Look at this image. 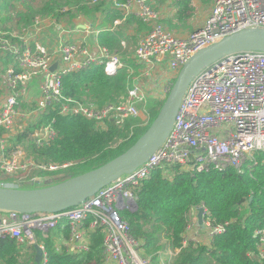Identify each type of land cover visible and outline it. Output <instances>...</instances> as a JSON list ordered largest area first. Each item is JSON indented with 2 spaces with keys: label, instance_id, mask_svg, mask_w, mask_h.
I'll use <instances>...</instances> for the list:
<instances>
[{
  "label": "built area",
  "instance_id": "obj_1",
  "mask_svg": "<svg viewBox=\"0 0 264 264\" xmlns=\"http://www.w3.org/2000/svg\"><path fill=\"white\" fill-rule=\"evenodd\" d=\"M99 1L91 0V3ZM107 2H112L121 14L120 18L112 20V28L108 30H115L130 15L147 23L148 29L137 42L134 58L142 64H150L153 60L166 62L172 76L162 87L161 97L167 94L179 68L196 51L244 28H264V0H215L203 25L186 37H177L167 30L148 0ZM73 32L78 30L75 27L64 30L55 37L35 20L22 35L9 38L0 33V51L11 59L0 73V175L16 179L13 182L0 180L1 187L19 188L23 183L39 181L35 176L30 177L34 170L53 171L68 166L36 161L32 147L12 145V139L27 126L26 120L35 119L36 123L47 109L61 115H81L99 128H105L107 120L120 126L141 113L145 119L143 123L150 117V94L136 84L127 89L119 103L101 107L63 95L64 75L101 63H104L106 73H113L120 65L117 54L112 55L106 47L98 46L99 31L94 41L101 58L93 54L87 43L78 44V40L69 39ZM46 40H52V44L48 46ZM124 43L121 41L122 49ZM56 60L57 68L49 72ZM35 83L38 96L32 98L30 94ZM31 131L33 145L37 148L43 147L55 134L52 120ZM262 150L264 51L231 52L201 69L189 81L170 132L146 161L107 183L78 205L56 212L0 213V237L15 240L23 246L38 247L41 252L38 264H46V251L36 231L45 238L54 229H59L56 249L82 252L89 250L90 232L100 228L105 264H151L152 257L140 253L139 242L130 234L128 222L120 211L136 209L138 197L135 189L149 178L152 170L163 169L168 178L173 175L172 165L191 173L210 168L242 170L246 160ZM191 223L187 234L199 228L197 223ZM203 224L208 237L224 231L223 225L213 226L204 219ZM64 229H67L68 236L62 234ZM254 236L256 250L249 255L262 264L264 228L256 230ZM182 244L185 245L186 241ZM177 250L169 249L164 257L159 252V264H168Z\"/></svg>",
  "mask_w": 264,
  "mask_h": 264
},
{
  "label": "trees",
  "instance_id": "obj_2",
  "mask_svg": "<svg viewBox=\"0 0 264 264\" xmlns=\"http://www.w3.org/2000/svg\"><path fill=\"white\" fill-rule=\"evenodd\" d=\"M174 1L178 6L177 20L184 22L192 13L190 0ZM97 12L103 14L104 23L121 17L112 2L103 0L97 3H91V0H0V16L19 29H27L36 16L52 15L57 20L69 21L78 16L94 17ZM132 23L136 24L138 31L142 27L148 28L147 23L130 15L116 30L101 31L97 41L113 53L122 48L121 40L126 39L123 63L135 69L137 66L131 51L140 36L134 33L127 37L124 32ZM10 62V58L4 59L3 68ZM128 75L126 66L106 73L104 63L92 64L63 76V95L98 107L116 104L132 85ZM163 101L157 100L149 105L150 117L145 123L129 119L119 126L107 120L105 128L97 127L92 120L81 115H61L47 109L31 129L52 120L54 137L43 147H34L33 143L29 147L33 148L36 161L68 166L53 171L35 170L30 177L58 176L65 181L102 166L139 139ZM31 133L27 129L18 134L12 139V145H22ZM170 170L173 175L169 178L164 176L163 169L152 170L149 178L135 189L138 197L136 209L120 211L128 222L130 234L139 242L141 254L151 256L157 263L159 252L178 249L168 264H261L249 254L256 250L255 231L264 228V150L256 151L247 159L242 170L210 168L191 173L180 171L177 165L170 166ZM200 206L205 221H210L213 226H224L223 232L205 236L206 240L202 242L186 236L192 212L198 211ZM58 231L54 229L45 238L36 231L46 251V264H105L100 228L90 232L89 250L82 252L58 251L55 246ZM61 232L68 236L67 229ZM184 240L185 245L182 244ZM34 258V247L0 237V264H38Z\"/></svg>",
  "mask_w": 264,
  "mask_h": 264
},
{
  "label": "water",
  "instance_id": "obj_3",
  "mask_svg": "<svg viewBox=\"0 0 264 264\" xmlns=\"http://www.w3.org/2000/svg\"><path fill=\"white\" fill-rule=\"evenodd\" d=\"M241 50L264 51V28H244L196 51L177 71L163 104L150 126L121 155L100 167L57 184L53 183V178L44 179L43 182L48 185L46 188L28 189L0 186V213L10 211L56 212L75 206L94 195L107 183L134 170L146 161L167 137L189 81L201 69L215 60ZM57 66L58 60L52 63L49 72H53ZM202 213L203 208L200 207L196 218L201 229L204 228Z\"/></svg>",
  "mask_w": 264,
  "mask_h": 264
},
{
  "label": "crops",
  "instance_id": "obj_4",
  "mask_svg": "<svg viewBox=\"0 0 264 264\" xmlns=\"http://www.w3.org/2000/svg\"><path fill=\"white\" fill-rule=\"evenodd\" d=\"M214 1L215 0H190L192 13L184 22H180L176 17L178 6L176 5L174 0H148V2L152 3V7L158 11L160 16V23L177 37H186L190 32L200 28L209 15ZM71 21L75 22L76 26H72L75 27V30H78V32H73L72 34H70L68 36L69 39L78 40V44L83 42L87 43L93 54L98 58H101L100 51L94 41V37L96 36V32L99 31V34L103 30H108L109 27L112 28V21L104 23L103 14L100 12H97L94 17L78 16L77 19L72 18ZM123 22H121L120 25L123 24ZM147 29L148 28L142 27L138 31L136 29V24L132 23L125 29L124 32L126 33L127 37L128 35H132L135 33L140 36L139 38H141V36ZM138 40L136 41L131 51V57L137 66L135 69H133L131 65H126L123 63V57L125 55L124 50L127 45L126 39L121 40L125 42L124 49L121 48L120 50L111 54H117V57L119 59L120 65L116 67L115 71L123 66L128 67V74L130 75V78L132 80V85L136 84L143 90L148 91V93L150 94V97L148 98V105H150L153 102L161 99L162 87L168 82L172 74L168 71L165 61L153 60V62H151L150 64L137 63L134 58V50ZM98 46L100 45L98 44ZM154 95H156L157 97H155ZM40 178L41 177L37 178L39 181L26 182V184L32 185V183L34 184L36 182V184L42 183L44 180L43 178ZM48 179L49 178H47L46 180ZM201 230L202 229L200 227L196 228L191 233H189L188 236L191 238L198 237V241L200 242L205 241L206 239L204 236V238L199 236L202 234Z\"/></svg>",
  "mask_w": 264,
  "mask_h": 264
},
{
  "label": "rangeland",
  "instance_id": "obj_5",
  "mask_svg": "<svg viewBox=\"0 0 264 264\" xmlns=\"http://www.w3.org/2000/svg\"><path fill=\"white\" fill-rule=\"evenodd\" d=\"M100 1H102V0H100ZM103 1H106L107 2V0H103ZM77 18L78 17H74L73 19H77ZM35 20H38L45 29H48L49 30V33H51V32H52V34L54 33L55 34L54 35L55 37H57L59 34H61L64 30L65 31L73 30L74 29L73 26H76L75 22H72L71 21L72 19H70L69 21H66L65 19L57 20L52 15L36 16L34 18L33 22ZM26 30H28V28L27 29H19L11 21L6 20V19L2 18V16H0V33H3L5 36H7L9 38H12L11 36H19V35H22L24 32H26ZM41 35H42V32H41ZM39 37H40V34H39ZM41 38H42V36L40 37L39 40H41ZM45 42L48 44V46H50L52 44V40H46ZM4 55L5 54L2 51H0V70H3V72H4L5 67L3 68L2 64H3V60L6 59V57ZM36 82L38 83V81H36ZM40 82H41V80L39 81V83ZM30 96L32 98H35V97L38 96V86H37L36 83L32 87ZM165 96L166 95L163 94L162 97H161V99H159V101L163 100L165 98ZM143 118H144V116L141 113L139 116H137L136 118H132V119L137 120V123L138 122L139 123L140 122L142 123L145 120ZM26 123H27V126L24 127V131L23 132H25L26 129H29V131H31L32 130L31 129V126H33L37 122L35 123V119H31V120H26ZM22 133H19V134H22ZM32 143H33V135L30 134V136L27 138V140H24L22 142V145L21 146L24 145L25 147H29ZM44 163H46V164H53V163H50V162H44ZM34 171H32L31 175L34 174ZM168 173H169V175L171 174V172H168ZM3 177H8V179H3ZM37 178H39V177H37ZM42 178L44 180V179H47L48 177H41L40 179H42ZM52 178H53V183H55V184H57V183H59L61 181V179L58 176H53ZM0 180L1 181H4V182L5 181H11V182H13L16 179L14 177L0 175ZM47 186L48 185L45 184L44 182L39 183V184L34 183L32 185L23 183V184H21L19 186V188L39 189L41 187H47ZM196 216H197V212L196 211H193V214L191 216V222H192L191 224L192 225H195L197 223ZM204 229H206V228L204 227ZM204 229H202V234L200 235V237H202V238H204L205 236H208V235H206V231L207 230H204ZM188 234L186 233V236H188ZM140 253H141V251H140ZM160 253H161L162 257H164L165 254H166V251L165 252H160ZM157 257H158L157 258L158 262L156 263V262H154L152 260L151 264H159V255ZM34 260L37 263H39L40 260H41V252H40L39 248H35V258H34Z\"/></svg>",
  "mask_w": 264,
  "mask_h": 264
}]
</instances>
